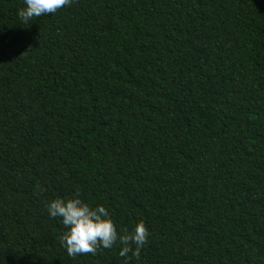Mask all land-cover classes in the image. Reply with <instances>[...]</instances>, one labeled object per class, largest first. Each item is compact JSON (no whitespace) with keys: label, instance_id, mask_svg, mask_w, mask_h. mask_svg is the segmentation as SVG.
<instances>
[{"label":"trees","instance_id":"1","mask_svg":"<svg viewBox=\"0 0 264 264\" xmlns=\"http://www.w3.org/2000/svg\"><path fill=\"white\" fill-rule=\"evenodd\" d=\"M0 0V264H264V0ZM145 245L70 257L57 197Z\"/></svg>","mask_w":264,"mask_h":264},{"label":"clouds","instance_id":"2","mask_svg":"<svg viewBox=\"0 0 264 264\" xmlns=\"http://www.w3.org/2000/svg\"><path fill=\"white\" fill-rule=\"evenodd\" d=\"M71 0H23L24 7L18 10V17L24 23L34 21L44 15L55 14L57 10L69 5ZM49 217L59 218L67 230L61 236V244L70 257L83 254H95L99 248L111 249L119 243L121 255L132 251L139 255L149 237V230L144 222L135 224L132 230L117 231L107 207L92 204L80 198L57 197L46 203Z\"/></svg>","mask_w":264,"mask_h":264}]
</instances>
